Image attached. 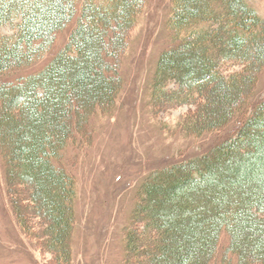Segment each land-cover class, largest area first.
<instances>
[{"label":"trees","instance_id":"obj_1","mask_svg":"<svg viewBox=\"0 0 264 264\" xmlns=\"http://www.w3.org/2000/svg\"><path fill=\"white\" fill-rule=\"evenodd\" d=\"M148 8V0H0V152L24 232L54 264L74 262L79 228V179L65 154L73 142L94 144L97 120L120 109ZM173 8L154 114L192 107L178 128L217 141L141 185L127 264H264V16L249 0H173ZM73 25L46 69L13 78ZM11 26L17 36L4 33Z\"/></svg>","mask_w":264,"mask_h":264},{"label":"rangeland","instance_id":"obj_2","mask_svg":"<svg viewBox=\"0 0 264 264\" xmlns=\"http://www.w3.org/2000/svg\"><path fill=\"white\" fill-rule=\"evenodd\" d=\"M125 71L127 90L118 112L96 122L94 144L73 142L64 165L79 179V228L72 264H127L126 229L137 206V193L157 169L208 152L216 135L193 138L181 132V118L192 107L156 117L152 84L164 53L171 46L169 25L173 0H148ZM264 16V0H249ZM75 25L63 32L45 59L15 75L17 79L46 69L68 47ZM7 35L17 36L16 27ZM264 98V78L260 88ZM195 109V108H194ZM230 246L226 237L223 252ZM54 255L24 232L11 194L8 169L0 152V264H54ZM223 264V263H220Z\"/></svg>","mask_w":264,"mask_h":264}]
</instances>
